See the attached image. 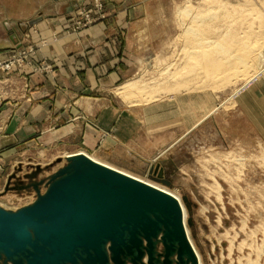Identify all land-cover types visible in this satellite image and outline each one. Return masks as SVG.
Here are the masks:
<instances>
[{
	"label": "rangeland",
	"instance_id": "374dc122",
	"mask_svg": "<svg viewBox=\"0 0 264 264\" xmlns=\"http://www.w3.org/2000/svg\"><path fill=\"white\" fill-rule=\"evenodd\" d=\"M63 1L0 0V32L5 31V27L14 25L12 19L29 18L38 13L31 19L33 21L46 14L55 15L59 8L61 11L69 6V2L64 4ZM137 3L150 16L139 18L140 22L145 19L142 34L134 32L131 27L125 32L124 40L132 44L128 52L129 76L111 91L110 97L114 100L127 105L165 102L167 108L169 100H175L184 93L207 91L221 101L217 109L211 110L212 114L218 109L234 108L239 95L264 74V0H82L67 17L64 16L67 24L59 29L57 35L61 38H76L86 36L91 32L89 30L101 25L133 24L118 15ZM31 21L26 22L28 28L32 27L29 26ZM189 29L196 30L193 34L189 33ZM237 33L241 37L244 34L245 40L255 48L253 52L256 53H250L247 58V66L245 63H236L214 76L212 72L204 70L201 76H196L193 66L198 59L192 52H205L203 58L207 61H214L216 57L221 59L226 51L230 54L238 50L236 44H229L232 47L230 50L219 49L220 43L229 42V37ZM55 37L53 36L52 42L59 39ZM207 39L204 43L203 40ZM45 43L46 41L35 45H20L7 56L0 58L2 63L12 58L25 57L27 60H23L21 65H25V61L32 62L33 65V69L21 67L10 72L0 70V109L4 103L22 99L23 94L31 91V75L49 72L50 67L44 61H37L38 52ZM238 54L243 55L242 52ZM235 72L237 78L234 77ZM130 82L136 84L134 92L129 95L118 94V89ZM1 129L2 127L0 135L3 133ZM100 133L98 142L111 138L110 132ZM74 147V144L62 143L42 146L39 142L27 147H13L0 138V209L16 213L32 206L40 196H44L53 179L71 163L69 159L80 153L74 155L80 150L70 152ZM184 149L182 143L172 153V165L177 170H168L164 164V168H161L159 163H155L154 166L151 165L148 174L135 176L180 197L187 214L185 225L198 253V264H264L263 144L257 142L250 147L236 145L234 148L224 149L222 153L209 152L202 155L201 160L193 162L185 161ZM87 154L95 158L97 156L89 152ZM100 155L104 157V153ZM205 159H216L218 165H208ZM169 164L171 166V162ZM123 171L129 172L125 169ZM154 179L163 180L168 185ZM183 198L189 202L190 211L187 210ZM188 220L192 222L191 227L187 224ZM160 238L161 235L157 240L156 254L164 252ZM143 262H147V256ZM172 262L176 264V257H172ZM0 264L12 262L7 261L1 254ZM127 264L131 263L127 261Z\"/></svg>",
	"mask_w": 264,
	"mask_h": 264
},
{
	"label": "crops",
	"instance_id": "0c3cea01",
	"mask_svg": "<svg viewBox=\"0 0 264 264\" xmlns=\"http://www.w3.org/2000/svg\"><path fill=\"white\" fill-rule=\"evenodd\" d=\"M81 1L64 0V4L69 2L65 10L43 15L29 28L26 22L38 13L12 19L14 25L0 32V58L20 45L46 41L37 61L50 67L47 73L29 77L28 94L0 109V138L6 144H74L70 152L95 154L138 176L148 174L155 163L175 170L172 153L182 143L187 162L236 145L250 147L259 142L264 146V74L239 95L234 108L212 114L221 101L207 91L184 93L169 100L167 108L165 102L127 105L111 98L113 88L129 76L132 44L124 40L125 32L131 27L142 34L145 19L140 22L139 18L150 15L137 3L118 15L133 24L110 23L89 30L86 36L61 38L57 34L67 24L65 17ZM53 36L59 39L52 42ZM102 131L110 132L111 138L98 142Z\"/></svg>",
	"mask_w": 264,
	"mask_h": 264
},
{
	"label": "water",
	"instance_id": "95a60500",
	"mask_svg": "<svg viewBox=\"0 0 264 264\" xmlns=\"http://www.w3.org/2000/svg\"><path fill=\"white\" fill-rule=\"evenodd\" d=\"M69 160L32 206L16 213L0 209V255L7 261L173 264L176 257V264H198L173 196L83 156ZM160 235L164 252L156 254Z\"/></svg>",
	"mask_w": 264,
	"mask_h": 264
},
{
	"label": "bare ground",
	"instance_id": "6f19581e",
	"mask_svg": "<svg viewBox=\"0 0 264 264\" xmlns=\"http://www.w3.org/2000/svg\"><path fill=\"white\" fill-rule=\"evenodd\" d=\"M210 1V0H209ZM261 12V11H260ZM264 13V12H263ZM204 14V13H203ZM183 15V14H182ZM189 15V14H188ZM191 16V15H190ZM197 16V15H196ZM224 16V15H223ZM263 16V15H262ZM210 17V16H209ZM228 17V16H227ZM232 17V16H231ZM230 18V17H229ZM218 19H219V17H218ZM193 20H194V18H193ZM196 20V19H195ZM222 20V19H221ZM231 20V19H230ZM233 20H234V18H233ZM236 20V19H235ZM238 20V19H237ZM207 21V20H206ZM208 22V21H207ZM211 22V21H210ZM184 23V22H183ZM200 23V22H199ZM215 23V22H214ZM205 24V23H204ZM213 24V23H212ZM231 24V23H230ZM206 25V24H205ZM197 26V25H196ZM207 26V25H206ZM228 26V25H227ZM192 27V26H191ZM216 27V26H215ZM194 28V27H193ZM235 29V28H234ZM190 30V31H189ZM188 31H189V33H191V32H193V34H194V32H195V30L196 29H189ZM199 31H201V30H199ZM200 34H201V32H199ZM229 33V32H228ZM197 34V33H196ZM211 34V33H210ZM238 34V33H237ZM237 34H234L232 37H229L230 39H229V42L227 41H224V43H220L219 44V49L220 50H222L223 48L225 49V48H229V50H230V47H231V45H229V44H236L237 46L236 47H238V50L236 51V52H234L233 50V52L232 53H228L226 50V52L224 53V54H226V55H224V57L223 58H221V59H219V58H217L216 57V59L214 60V61H207L205 58H203V55L205 54V52H196V51H193L192 52V54L194 55V56H196L195 58L196 59H198L197 60V62H194V63H196V65L195 66H193L194 67V71L197 73L196 74V76L197 75H199V76H201L202 74H203V70H204V72H212V76H214L215 74H218V72H221V70L222 69H224V68H226V67H229L230 65H233L234 66V64H238V63H245V65L247 66V64L246 63H249L248 62V60L249 59H247L248 58V56H249V54L250 53H252V55H254L255 53L253 52L254 50H255V48H252V45L251 44H249V42L247 41V40H245V38H246V36L245 37H243V35H242V37L239 35L240 34V32H239V34L237 35ZM182 35V34H181ZM185 35V34H184ZM198 35V34H197ZM201 35H203V33L201 34ZM215 35V34H214ZM219 35V34H218ZM189 36V35H188ZM194 37H195V35H193ZM210 36H212V35H210ZM220 36V35H219ZM222 36V35H221ZM198 37V36H197ZM197 37L196 38H194V39H197ZM203 37V36H202ZM208 37V36H207ZM228 37V36H227ZM182 38V37H181ZM216 38H217V35H216ZM244 38V39H243ZM201 39H203V38H201ZM200 39V40H201ZM219 38H217V40H218ZM209 40H211V39H209ZM215 40V39H214ZM221 40V39H220ZM192 41H193V39H192ZM195 41V40H194ZM204 41V43L205 42H207L208 41V39L205 41V40H203ZM250 41V40H249ZM215 42V41H214ZM254 42V41H253ZM196 43V42H195ZM193 44V43H192ZM201 44V43H200ZM226 44V45H225ZM254 44V43H253ZM255 44H256V42H255ZM195 45V44H194ZM210 45H212V43H210ZM218 45V44H217ZM233 45V46H234ZM251 45V46H250ZM210 47V46H209ZM199 48V47H198ZM207 48V47H206ZM232 48V47H231ZM235 49V48H234ZM190 50V49H189ZM205 50V49H204ZM224 51V50H223ZM238 52H242L243 53V55H241V54H238ZM236 53V54H235ZM254 53V54H253ZM214 54V53H213ZM221 55H222V53H221ZM187 56V55H186ZM191 56V55H190ZM221 57V56H220ZM252 57V56H251ZM188 58H189V56H188ZM210 58H211V56H210ZM192 59V58H191ZM188 60H190V58L188 59ZM220 60H222V61H220ZM184 61V60H183ZM179 63V62H178ZM177 64V63H176ZM182 64H184L183 62H182ZM179 65V64H178ZM242 65V64H241ZM249 65V64H248ZM251 65V64H250ZM249 65V66H250ZM189 66V65H188ZM184 67H185V65H184ZM187 67V66H186ZM252 67V66H251ZM250 67V68H251ZM245 68V67H244ZM244 68H243V70H244ZM178 69V68H177ZM240 69H242V68H240ZM245 69H247V67L245 68ZM184 70V69H183ZM235 70V69H234ZM236 70H239V69H236ZM248 70V69H247ZM250 70V69H249ZM251 70H252V68H251ZM226 72V71H225ZM227 72H229V71H227ZM230 72H232V71H230ZM240 72V71H239ZM244 72H245V70H244ZM252 72V71H251ZM175 73V72H174ZM181 73V72H180ZM246 73V72H245ZM250 73V72H249ZM189 74H190V72H189ZM192 74V73H191ZM234 74V77H235V74L237 75V73L235 72V73H233ZM183 75V74H182ZM220 75V74H219ZM230 75V74H229ZM252 75V74H251ZM171 76V75H170ZM189 76V75H188ZM231 76V75H230ZM239 76V75H238ZM241 76V75H240ZM250 76V75H249ZM172 77V76H171ZM180 77H182V76H180ZM186 77V76H185ZM218 77V76H217ZM220 77V76H219ZM248 77V76H247ZM174 78H176V77H174ZM178 78V77H177ZM176 78V79H177ZM216 78V77H215ZM235 78H237V76L235 77ZM173 79V78H172ZM179 79V78H178ZM188 79V78H187ZM190 79V78H189ZM240 79V78H239ZM181 80V79H180ZM184 80V79H183ZM249 81V80H248ZM185 82V81H184ZM190 84V83H189ZM135 87H136V84H134V83H128V84H125L124 86H122V87H120L118 90H119V93L118 94H122V95H129V94H132L133 92H134V89H135ZM130 101V100H129ZM133 102H131V104H132ZM134 104V103H133ZM75 155V154H74ZM76 156H83L84 158H87V159H89V160H92L93 162H95V163H98V164H100V165H103V166H106V167H108V168H111V169H113V170H115V171H118V172H120V173H122V174H124V175H127V176H129V177H131V178H134L135 180H138V181H140V182H142V183H144V184H146V185H148V186H151V187H153V188H156V189H158V190H160V191H162V192H165V193H167V194H169V195H171V196H173L179 203H180V206H181V209H182V213H183V218H184V225L186 224V217H187V214H186V211H185V208H184V206H183V204H182V202H181V199H180V197L179 196H177L176 194H174V193H172V192H170L169 190H167V189H165V188H163V187H160V186H158V185H156V184H154V183H152V182H150V181H148V180H145V179H142V178H139V177H137V176H135V175H132L131 173H129V172H125V171H123V170H121V169H119L118 170V168H116V167H114V166H111V165H109V164H107V163H105V162H103V161H101V160H98V159H96L95 157H92L91 155H89V154H87V153H85V152H81V153H79V154H77V155H75V156H73V157H76ZM225 157V156H224ZM213 158V157H212ZM226 158V157H225ZM217 159V158H216ZM214 160V159H211L210 161H208V159H207V161H206V159H205V161L207 162V164L208 165H214L213 163H216V161L217 160ZM214 160V161H213ZM220 160V159H219ZM218 163V162H217ZM216 163V164H217ZM219 164H220V162H219ZM218 165V164H217ZM221 166V165H220ZM224 166V165H223ZM219 168V167H218ZM206 169V168H205ZM185 229H186V234H187V237H188V239H189V242H190V244H191V246H192V248H193V250H194V253H195V255L197 256L198 255V253H197V250L195 249V247H194V245H193V243H192V241H191V239H190V233H189V231H188V229H187V226L185 225ZM198 259H199V256H198ZM200 264H201V262H200Z\"/></svg>",
	"mask_w": 264,
	"mask_h": 264
},
{
	"label": "built area",
	"instance_id": "2783aa9c",
	"mask_svg": "<svg viewBox=\"0 0 264 264\" xmlns=\"http://www.w3.org/2000/svg\"><path fill=\"white\" fill-rule=\"evenodd\" d=\"M23 60H27V58H12L7 62H2L0 63V70L10 72L12 70L15 71L21 67L33 69L32 62L28 63L27 61H25V65H21L23 63Z\"/></svg>",
	"mask_w": 264,
	"mask_h": 264
}]
</instances>
